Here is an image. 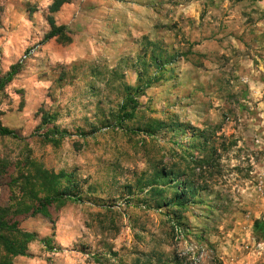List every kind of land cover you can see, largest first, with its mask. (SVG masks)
I'll use <instances>...</instances> for the list:
<instances>
[{
    "label": "rangeland",
    "instance_id": "rangeland-1",
    "mask_svg": "<svg viewBox=\"0 0 264 264\" xmlns=\"http://www.w3.org/2000/svg\"><path fill=\"white\" fill-rule=\"evenodd\" d=\"M0 127L13 264H264V0H0Z\"/></svg>",
    "mask_w": 264,
    "mask_h": 264
},
{
    "label": "trees",
    "instance_id": "trees-1",
    "mask_svg": "<svg viewBox=\"0 0 264 264\" xmlns=\"http://www.w3.org/2000/svg\"><path fill=\"white\" fill-rule=\"evenodd\" d=\"M10 132L6 129H2L0 127V135L1 136H5V135H9ZM57 200H73V197L68 195V194H64V195H58L57 197H54ZM54 198H52L51 200H53ZM50 200V201H51ZM48 200L45 199L44 202H47ZM37 212H34V215H36ZM12 220H8L6 218V214L4 213V211L2 209H0V247L2 248V250L6 253L8 259L6 260L5 263L3 264H13L12 263V259L16 258V257H24L25 256V251L24 248L21 247H16L12 241H9L7 237H5L4 234H20L19 231V223L18 221H12ZM22 236L24 238H27L28 235L26 234H22Z\"/></svg>",
    "mask_w": 264,
    "mask_h": 264
}]
</instances>
